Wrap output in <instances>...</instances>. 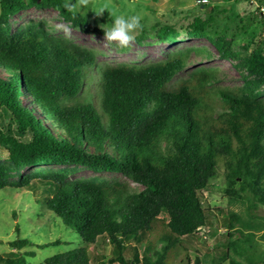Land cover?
I'll list each match as a JSON object with an SVG mask.
<instances>
[{"label": "trees", "instance_id": "16d2710c", "mask_svg": "<svg viewBox=\"0 0 264 264\" xmlns=\"http://www.w3.org/2000/svg\"><path fill=\"white\" fill-rule=\"evenodd\" d=\"M86 1L0 0V147L8 153L0 162V191L47 186L48 209L85 245L44 264H92L89 248L104 243L112 254H97V264H172L178 250L191 264L182 239L215 222L228 239L219 264H264L257 241L264 240V217L257 212L264 208V42L241 60L232 43L213 31L214 17L196 16L185 35L210 41L219 57L241 60L247 73L244 86L215 89L214 69L174 81L193 54L212 56L204 48L143 65L98 64L94 50L51 36L42 26L10 29L12 17L35 7L57 11L84 33L101 32L78 8ZM260 25L264 32V21ZM181 35L169 25L157 31L163 42ZM95 67L100 73L92 93L84 87ZM48 166L66 167L40 168L12 181L27 168ZM78 166L120 173L142 189L118 179L70 180ZM220 176L224 194L246 207V218L204 206L205 192ZM28 244L16 240L11 246ZM0 264L26 262L24 255L0 256Z\"/></svg>", "mask_w": 264, "mask_h": 264}, {"label": "rangeland", "instance_id": "374dc122", "mask_svg": "<svg viewBox=\"0 0 264 264\" xmlns=\"http://www.w3.org/2000/svg\"><path fill=\"white\" fill-rule=\"evenodd\" d=\"M107 4L108 10L100 16L95 11L101 5ZM93 27L101 32L84 33L73 28L63 20L59 13L49 8H30L16 14L10 20L12 32L21 30L29 25L42 26L51 36L67 39L91 50L97 54L98 64H148L163 61L169 53L188 48H204L212 53L210 58L193 54L187 68L181 72L174 81L187 78L189 73L196 69H214L218 74V87L237 88L245 84L247 73L242 65L243 59L249 57L252 48L264 42L263 27L260 25L261 14L264 16V0H87L78 6ZM113 11L116 14L131 16L139 14L141 30L132 33L133 40L127 48L119 47L116 42L104 40L103 29L111 23ZM215 18L213 31L224 36L232 43V48L241 54V60L223 59L210 41L206 39H192L185 35V29L196 17ZM169 25L176 27L181 32V37L174 43L160 41L157 31L160 27ZM91 70L85 84V90L97 92L95 81L100 70L98 67ZM28 105V100L24 98ZM219 111L221 105L216 101ZM8 153L0 147V162L7 159ZM66 166H48L27 168L14 175L12 181H17L21 176L31 174L40 168L61 169ZM72 168V167H71ZM77 172L70 180L101 177L107 180L118 179L129 183L133 190L138 191L142 186L130 181L120 173H94L84 167H76ZM224 178L220 176L205 192L204 206L219 207L226 215L237 212L247 216L246 207L230 200L224 194ZM51 194L47 186L35 184L31 188L7 187L0 191V256L13 258L24 255L26 264H44L46 259L69 252L85 246L80 236L71 228L64 225L62 220L52 213L46 204L47 197ZM264 217V208L257 211ZM220 219L223 218L218 213ZM220 222V221H219ZM226 230L214 226L201 229L197 234L182 239L188 248L190 263L194 264L200 259L201 264L220 263L219 259L228 251ZM16 240H27L28 246L19 250L14 249L11 243ZM259 250L264 251V240L257 238ZM59 242V244H53ZM143 250V249H142ZM33 252L34 255L25 256ZM92 264H97L98 255L110 257L112 248L108 243L89 248ZM172 264H184V253L178 250ZM228 264V263H225Z\"/></svg>", "mask_w": 264, "mask_h": 264}, {"label": "clouds", "instance_id": "9594fccd", "mask_svg": "<svg viewBox=\"0 0 264 264\" xmlns=\"http://www.w3.org/2000/svg\"><path fill=\"white\" fill-rule=\"evenodd\" d=\"M70 7V5H69ZM108 10V5L104 4L97 8L95 14L100 16ZM113 19L111 23L102 28L104 33V40L108 42H116L121 48H127L130 46V42L133 40L132 33L134 31L141 30L143 25L141 24L142 17L139 14L125 16L112 13Z\"/></svg>", "mask_w": 264, "mask_h": 264}]
</instances>
